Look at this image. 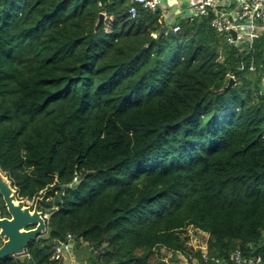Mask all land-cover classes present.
Listing matches in <instances>:
<instances>
[{"label": "trees", "instance_id": "1", "mask_svg": "<svg viewBox=\"0 0 264 264\" xmlns=\"http://www.w3.org/2000/svg\"><path fill=\"white\" fill-rule=\"evenodd\" d=\"M130 5L0 0V169L50 215L0 264H62L69 234L83 264L192 263L189 227L196 264H264V36L245 55L211 17L173 32Z\"/></svg>", "mask_w": 264, "mask_h": 264}, {"label": "built area", "instance_id": "2", "mask_svg": "<svg viewBox=\"0 0 264 264\" xmlns=\"http://www.w3.org/2000/svg\"><path fill=\"white\" fill-rule=\"evenodd\" d=\"M128 13L130 18L137 19L141 11L155 13L161 12L164 23L173 32L181 30L182 18L170 24L165 17L169 9L162 8V0H130ZM103 3L99 2V7ZM188 7L193 11L183 20L194 21L198 17H211V25L219 35H225L228 43L234 45L245 55L254 51L258 39L264 36V0H188ZM236 33L234 39L231 32ZM245 65L242 64L241 69ZM249 71L254 72V63H251ZM234 78V76H232ZM75 181H78L75 178ZM46 220L49 215L44 214ZM75 240L72 235L60 246H55L53 258L62 264H83L77 260L74 253ZM234 260L237 264H259L260 259H244L240 251L235 252Z\"/></svg>", "mask_w": 264, "mask_h": 264}, {"label": "water", "instance_id": "3", "mask_svg": "<svg viewBox=\"0 0 264 264\" xmlns=\"http://www.w3.org/2000/svg\"><path fill=\"white\" fill-rule=\"evenodd\" d=\"M104 13L100 14L96 29L104 19ZM233 38L236 33L231 32ZM235 84L231 77L228 87ZM0 194L2 195L9 217H3L0 209V238L3 244L0 246V261L9 256H21L26 254L27 246L48 232L47 220L39 209V201L32 209L26 202L19 198L16 188L12 186L10 178L0 169ZM57 246L60 241H55Z\"/></svg>", "mask_w": 264, "mask_h": 264}, {"label": "rangeland", "instance_id": "4", "mask_svg": "<svg viewBox=\"0 0 264 264\" xmlns=\"http://www.w3.org/2000/svg\"><path fill=\"white\" fill-rule=\"evenodd\" d=\"M172 3V1H171ZM177 8H173L171 12H175ZM190 14H193L192 10H189ZM169 18L166 17V19L170 22V24H172L174 21L171 20L172 18V14L169 15ZM177 22V21H175ZM232 77V76H231ZM38 199V198H37ZM36 200H28V199H22L26 202V205L31 207L32 209L34 208L36 202ZM42 201H39V203ZM49 215V214H48ZM50 216V215H49ZM185 238H186V245L188 247V251L191 252V257H192V263L189 262L188 258H186L185 256L182 255H177V259H178V263L177 264H196L197 260L194 258V254L196 251H201L204 255H207V245H208V239H209V235L203 231H200L196 228L193 227H189L183 234H182ZM41 237L46 238L47 237V233L43 234ZM3 244V241H2ZM26 254L21 255V256H17V257H25ZM156 256L157 258H161V259H165V260H170L171 258H173V255L171 253H169L168 251L165 250H160V251H156ZM156 257H154L155 259ZM153 262V260H152Z\"/></svg>", "mask_w": 264, "mask_h": 264}, {"label": "crops", "instance_id": "5", "mask_svg": "<svg viewBox=\"0 0 264 264\" xmlns=\"http://www.w3.org/2000/svg\"><path fill=\"white\" fill-rule=\"evenodd\" d=\"M172 1V3H171ZM162 8L163 9H169V12L167 13L166 17L169 18V15L172 14V21H179L181 18L182 20L185 19L190 15L189 13V7H188V0H162ZM177 8L175 12H171L173 8ZM165 17V19H166ZM164 20V19H162ZM166 21H168L166 19Z\"/></svg>", "mask_w": 264, "mask_h": 264}]
</instances>
